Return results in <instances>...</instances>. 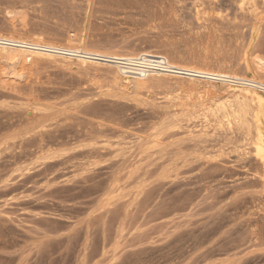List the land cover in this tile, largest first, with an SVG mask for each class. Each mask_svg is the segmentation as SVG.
I'll return each mask as SVG.
<instances>
[{
  "label": "rangeland",
  "instance_id": "374dc122",
  "mask_svg": "<svg viewBox=\"0 0 264 264\" xmlns=\"http://www.w3.org/2000/svg\"><path fill=\"white\" fill-rule=\"evenodd\" d=\"M263 1L0 0V35L263 80ZM3 58L0 264H264L262 91Z\"/></svg>",
  "mask_w": 264,
  "mask_h": 264
},
{
  "label": "bare ground",
  "instance_id": "6f19581e",
  "mask_svg": "<svg viewBox=\"0 0 264 264\" xmlns=\"http://www.w3.org/2000/svg\"><path fill=\"white\" fill-rule=\"evenodd\" d=\"M263 7H264V5H263ZM253 8H255V7H253ZM242 10H243V7H242ZM251 16H252V14H251ZM254 16H255V14H254ZM11 27H12V24H11ZM14 27H12V29ZM14 30L15 29H13V31ZM74 36L75 35H73L71 38H66L67 44L61 45V44L50 42L48 40L45 41L44 39H42V40L41 39H39V40H25L22 38H18L17 36L14 37L12 35H10V36L0 35V55L7 58V60L9 62H11L12 64L21 63L26 68L28 66L37 64L40 60H44L43 62L49 61L50 63L53 62V64H54V62H55V64H56V62L59 63V65H61L60 63H62L63 65H67V68H68V66H69V68L70 67H75V68L79 67L78 69L86 68L85 70H87V71L89 70L87 68H91V69L92 68H97V69L104 68L102 70L110 69L109 71L112 70L115 78H117V79H119L125 83H132L133 81H141V82H146V81L147 82H149V81L160 82L161 81L162 82L164 80H169L170 83L172 81L174 84L175 81H177L178 83H182L183 79H184V82H187L186 80H188V82L192 81L191 82L192 84H195L193 81L201 82L202 85L201 84L200 85L202 87H204L203 83L206 84L207 86L209 85L208 88L214 87L216 84H219L217 88H219V86H221V87L230 88L234 91H239V92L245 91V94L250 89H258L264 93V79L262 80V78H261V80H259V79H256L255 77L237 76V74L235 75L232 72L231 73L233 75H231V73L229 74V73H225V72H221V71H213V70L204 69V68L179 66V65L167 64V63H158L155 61H148V60H143V59H136V58L130 57L126 54H118V53L116 54V53H105V52H100V51H93V50L86 49V46L84 44H82V47L84 45L85 48L84 47L83 48L82 47L76 48V47H74L75 43H77V44L79 42L81 43L82 40L80 41L79 37L75 38L76 36L75 37ZM68 37H70V36H68ZM5 58H3V59H5ZM1 61H4V60H1ZM263 61L264 60L258 61V63H257L259 69H261L262 71L264 70V62ZM7 64H9V63L7 62ZM147 65L154 66L153 70L141 69V68H146ZM246 65H247V63H246ZM14 66H16V65H14ZM14 66H12V67H14ZM9 68L11 69L10 66H9ZM17 68L18 67L16 66V73H17ZM20 69H22V67ZM20 69H18V70H20ZM97 69H95V70H97ZM247 69L249 70L248 67H247ZM23 70H24V68H23ZM92 70H94V69H92ZM79 71H82V70L80 69ZM18 72H20V71H18ZM21 72L25 73L24 71H21ZM88 72H91V71H88ZM21 77H23V76H21ZM181 80H182V82H179ZM176 85L177 84L175 83V86ZM197 85H199V83ZM207 86H205V87H207ZM208 88H206L207 90L205 89L203 91H208ZM226 88H224V89H226ZM209 90L211 91V89H209ZM226 90H228V89H226ZM210 91H208V92H210ZM215 91H217V89H215ZM234 91H233V93H234ZM212 92H210V93L212 94ZM253 94H255V93H253ZM248 96H250V95H248ZM250 97H252V96H250ZM257 97L255 94V98H257ZM238 98H240V97H238ZM261 99L264 101V97H262ZM251 112H252V110H251ZM247 115H249V114H247ZM220 116H222V115H220ZM241 116H242V114H241ZM260 116L255 121L254 125L252 127L247 128V129H245V124L243 122H240V123L238 122L237 125L239 126V128H243L242 130L245 131L247 133V135H249V137H251L253 139V148H252L253 152H252V154H253V158L260 165V168H261L260 179L262 181V184L264 185V117H260ZM217 117H219V116H217ZM251 117H252V114H251ZM251 122H253V121L251 120ZM246 123H248V122H246ZM247 125H249V124H247ZM246 127H248V126H246Z\"/></svg>",
  "mask_w": 264,
  "mask_h": 264
},
{
  "label": "built area",
  "instance_id": "2783aa9c",
  "mask_svg": "<svg viewBox=\"0 0 264 264\" xmlns=\"http://www.w3.org/2000/svg\"><path fill=\"white\" fill-rule=\"evenodd\" d=\"M154 66L147 65L146 68H141L143 70H153Z\"/></svg>",
  "mask_w": 264,
  "mask_h": 264
}]
</instances>
